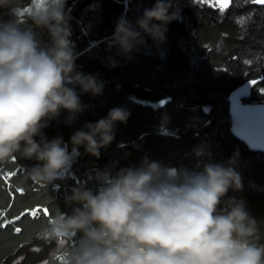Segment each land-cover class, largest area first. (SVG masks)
Returning <instances> with one entry per match:
<instances>
[{
	"label": "clouds",
	"instance_id": "1",
	"mask_svg": "<svg viewBox=\"0 0 264 264\" xmlns=\"http://www.w3.org/2000/svg\"><path fill=\"white\" fill-rule=\"evenodd\" d=\"M65 4L30 0L24 6L23 0H0V9L10 17L0 21V162L36 161L24 177L41 186L62 179L80 147L98 158L113 141L117 122L127 123L130 115L117 106L86 122L71 134V151L62 135L44 136L48 121L62 110L72 117L84 111L77 86L93 96L104 88L96 74L77 70ZM177 18L175 0H154L134 22L117 19L109 47L132 59L148 39L162 42ZM108 60L117 66L114 57ZM191 151L193 168L146 155L114 173L98 171L97 186L74 185L64 197L69 210L50 217L40 237L66 251L67 264H264L256 218L246 201L227 198L229 190H243L234 166L237 154L213 161L203 159L210 155L203 145Z\"/></svg>",
	"mask_w": 264,
	"mask_h": 264
},
{
	"label": "trees",
	"instance_id": "2",
	"mask_svg": "<svg viewBox=\"0 0 264 264\" xmlns=\"http://www.w3.org/2000/svg\"><path fill=\"white\" fill-rule=\"evenodd\" d=\"M29 3L23 0L24 6ZM153 3L66 0L77 70L96 74L104 88L101 95L93 96L77 86L84 111L72 117L62 110L48 121L44 136L51 140L62 135L71 151V134L86 122L99 120L117 106L130 115L127 123L117 122L113 141L100 150L98 158L80 147L71 168L53 184L41 186L25 179L24 170L34 160L0 162V264H16L21 257L19 264H67L66 251L63 254L54 241L43 240L40 232L58 210H69L64 197L74 185L86 183L95 188L98 171L114 173L139 164L146 155L166 165L193 168L196 158L191 150L200 145L210 154L203 159L227 161L237 154L234 166L243 190H229L227 198L246 201L264 243V152L249 150L232 134L228 112L232 90L264 77V7L240 0L239 6L234 3L222 17L218 8L200 0H175L178 18L167 26L162 42L148 39L132 59L117 56L109 47L117 19L124 16L134 22ZM9 18L8 11L0 9V21ZM20 19L23 24L22 15ZM41 36L47 39L46 33ZM109 57L118 61L116 67L110 66ZM259 89H264L262 79L252 88L248 102L264 103V92Z\"/></svg>",
	"mask_w": 264,
	"mask_h": 264
},
{
	"label": "water",
	"instance_id": "3",
	"mask_svg": "<svg viewBox=\"0 0 264 264\" xmlns=\"http://www.w3.org/2000/svg\"><path fill=\"white\" fill-rule=\"evenodd\" d=\"M251 80L236 87L228 96L230 131L249 150L264 152V103L247 101L254 87L249 83ZM255 80L260 81L261 78Z\"/></svg>",
	"mask_w": 264,
	"mask_h": 264
},
{
	"label": "snow or ice",
	"instance_id": "4",
	"mask_svg": "<svg viewBox=\"0 0 264 264\" xmlns=\"http://www.w3.org/2000/svg\"><path fill=\"white\" fill-rule=\"evenodd\" d=\"M244 3H250L253 5H264V0H243ZM200 3L202 4H208L210 5L212 8H218L219 9V13L220 15L223 17V14L226 12L227 9H229L230 6H232L234 3L239 6L240 0H200ZM250 19V17H249ZM239 23L241 25H243L244 23V19L241 18V20L239 21ZM227 35V34H225ZM239 39H244L243 36H239ZM264 43V42H262ZM233 59H235V57H233ZM250 61H245V63H249ZM262 80H264V77H261ZM260 81L258 80H251L249 83L251 85H257ZM259 91L264 92V89H259ZM15 159V158H14ZM13 159V160H14ZM19 191V189H18ZM17 219H19V217H17ZM17 232L20 231L19 228L16 229ZM45 264H48L47 261H45Z\"/></svg>",
	"mask_w": 264,
	"mask_h": 264
},
{
	"label": "rangeland",
	"instance_id": "5",
	"mask_svg": "<svg viewBox=\"0 0 264 264\" xmlns=\"http://www.w3.org/2000/svg\"><path fill=\"white\" fill-rule=\"evenodd\" d=\"M22 260H23V257H21V258H17L15 262H16V264H17V263L19 264V263L22 262ZM31 264H44V262H40V263H36V262H35V263H31Z\"/></svg>",
	"mask_w": 264,
	"mask_h": 264
}]
</instances>
